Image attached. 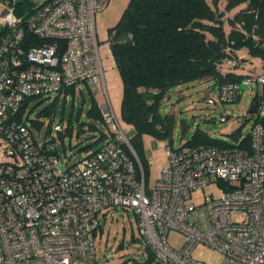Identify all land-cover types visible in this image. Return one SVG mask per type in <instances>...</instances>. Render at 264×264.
Masks as SVG:
<instances>
[{"label": "built area", "instance_id": "1", "mask_svg": "<svg viewBox=\"0 0 264 264\" xmlns=\"http://www.w3.org/2000/svg\"><path fill=\"white\" fill-rule=\"evenodd\" d=\"M107 4L43 0L24 20L3 7L8 31L0 42V264H100L94 246L98 216L117 207L133 211L148 250L166 264H195L198 245L221 252L220 264H264V124L252 122L249 148L167 145L168 162L148 185L105 83L100 49L112 57L111 40L98 41L94 16ZM80 83L104 93L98 109L109 131L94 151L62 168L57 143L63 123L49 120L41 135L39 121L36 136L25 100L54 97ZM242 84L264 87V64L240 82L222 83L217 98L207 102L237 101ZM211 185L218 194L195 201L194 192ZM171 231L181 235L178 249L167 241Z\"/></svg>", "mask_w": 264, "mask_h": 264}, {"label": "trees", "instance_id": "2", "mask_svg": "<svg viewBox=\"0 0 264 264\" xmlns=\"http://www.w3.org/2000/svg\"><path fill=\"white\" fill-rule=\"evenodd\" d=\"M24 20L33 8V0H2ZM228 26V29L226 28ZM6 27L0 30V41ZM111 55L122 82L121 121L134 129L130 144L147 179L148 167L144 136L170 139L173 117L162 114L161 104L167 92L180 84L210 78L217 88L226 82H240L245 74L235 71L239 51L260 59L264 64V0H128L116 23L108 28ZM70 87L53 97L39 114L51 115L57 101L74 96ZM35 97H30L29 100ZM264 87L256 88L247 108L254 121L264 124ZM86 115L102 121L98 104L91 94ZM35 118L32 124L39 125ZM87 124V123H85ZM84 124L79 123L80 133ZM97 128L88 123L87 129ZM71 121L64 134H71ZM240 128L233 134L239 135ZM99 131L92 144L103 142ZM188 145L226 147V142L196 129ZM249 148L250 132L237 144ZM148 255L152 253L146 246ZM136 264H141L136 262Z\"/></svg>", "mask_w": 264, "mask_h": 264}, {"label": "rangeland", "instance_id": "3", "mask_svg": "<svg viewBox=\"0 0 264 264\" xmlns=\"http://www.w3.org/2000/svg\"><path fill=\"white\" fill-rule=\"evenodd\" d=\"M41 1L43 0H33L34 5ZM127 2L128 0H108L107 6L96 12L94 26L98 41H105L109 38L108 28L116 23ZM6 4L0 0V17ZM4 27L0 18V30ZM226 28L228 29V26ZM7 31L6 27V33ZM100 53L108 95L114 110L117 115H120L122 82L114 61L106 48L101 47ZM260 65L261 61L258 58L242 57L239 60V65L235 67V71L238 70V73L247 74L250 71H256ZM77 87H81L82 92L75 90L74 96L69 94L64 97L65 99H62V96L57 101L55 112L49 116L39 113L51 102L53 95L35 97L28 101L26 108L31 130L36 136H38L36 126L32 124L30 119L36 118L42 123L41 135L47 129L49 120L52 123L62 122L64 128H66L68 121H71V134H64L63 141L60 139L57 143L59 164L62 168L78 162L81 157L94 151L102 143L101 141L92 144L99 131H103V133L109 131L108 126L103 121H96L86 115L91 94L94 95L99 105L105 100L104 93L100 91L93 93L84 84H78ZM256 88L255 85L242 84L241 96L233 103L207 102L208 98H217V86L210 78L197 79L171 88L163 99L160 109L162 114L172 115L174 119L170 139L161 140L150 135L144 136L148 185H153L160 169L168 162L165 153L166 146L169 144L172 147L179 146L189 140L196 129H200L209 136L220 139L229 145H237L250 132L251 124L255 118V115L247 112V108ZM222 115H226V118L221 119ZM79 123H94L97 128L82 130L78 133ZM121 125L126 135L131 137L134 129L122 121ZM237 128H240L238 136L233 134ZM39 139L41 140V138ZM211 192L213 195L218 194V190L211 185L201 191L194 192V199L200 201L204 195ZM98 219L100 226L95 234L94 246L95 259L100 264H127L126 260L130 257L135 258L141 264H166L148 255L146 244L138 233L135 215L131 209L111 208L101 212ZM167 241L176 249L182 244L181 235L175 231L169 232ZM192 257L195 264H220L222 261L221 252L208 250L202 245L193 249Z\"/></svg>", "mask_w": 264, "mask_h": 264}, {"label": "crops", "instance_id": "4", "mask_svg": "<svg viewBox=\"0 0 264 264\" xmlns=\"http://www.w3.org/2000/svg\"><path fill=\"white\" fill-rule=\"evenodd\" d=\"M239 57H243V58H246L247 57V53L244 51H239ZM237 72H238V70H236ZM80 84H82V83H80ZM76 91H78V92H82L81 90H82V88L81 87H77L76 89H75Z\"/></svg>", "mask_w": 264, "mask_h": 264}]
</instances>
